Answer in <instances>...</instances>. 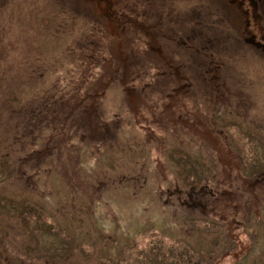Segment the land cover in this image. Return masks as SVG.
Returning <instances> with one entry per match:
<instances>
[{
    "label": "rangeland",
    "instance_id": "obj_1",
    "mask_svg": "<svg viewBox=\"0 0 264 264\" xmlns=\"http://www.w3.org/2000/svg\"><path fill=\"white\" fill-rule=\"evenodd\" d=\"M109 1L131 23L122 49L134 67L129 84L103 90L105 73L93 61L113 55L117 42L92 0L0 6V222L10 228L0 232V264H264V176L254 186L249 180L264 173V51L242 42L264 43L263 15L249 0H174L167 15L166 5L154 12L155 0ZM36 3L48 19L32 11ZM182 32L188 39L176 43ZM205 37L221 40L213 41L215 55L222 43L249 58L238 69L223 63L219 76L199 74L195 49ZM176 78L191 83L184 106L192 118L180 110L183 95L167 96ZM90 89L75 117L94 109L106 137L84 122L77 124L93 140L32 117L40 103L59 108L69 96L78 103ZM217 131L239 156V173ZM222 182L238 198L236 215L227 203L219 204L224 215L179 202L203 184L222 199Z\"/></svg>",
    "mask_w": 264,
    "mask_h": 264
},
{
    "label": "trees",
    "instance_id": "obj_2",
    "mask_svg": "<svg viewBox=\"0 0 264 264\" xmlns=\"http://www.w3.org/2000/svg\"><path fill=\"white\" fill-rule=\"evenodd\" d=\"M92 1L94 2V10L98 14L97 20H99L101 23L103 21L102 25H104L106 27L105 31H108V34H106L108 40L117 42L116 49L114 50L113 55H111V52H110L107 57H104V56L99 57L98 56V58L95 61H93V66L94 67L98 66L105 73L103 75V78L107 79V81L104 83H101V85L98 83V88L101 90H103L105 88L107 89V87L110 86V84H112L113 82L118 81V80H119L118 82L121 84H125V85L129 84V82L132 81L131 75H132V71H133L132 68L134 67L133 66L134 62L132 61L133 65H131V60L129 59V55H128L127 51L122 49V47L124 45L128 44V43L123 42V40L128 41L127 38H123V32L126 30L127 31L132 30L131 23H128L126 19H122L120 16H118L116 18L113 17L112 19H111V17H109L110 19L108 20L105 16L104 9L102 11H101V9L99 10V8H100L99 4L101 1L98 0L97 3L94 0H92ZM124 1L122 0L120 5H123ZM249 1H252L253 2L252 4L255 6V8L257 10H260V13L263 15V19H261L259 23H264V8L260 7V4L264 3V0H249ZM2 3H3V0H0V6L2 5ZM36 4L37 5L34 8H32V11L35 12L36 15H40V19L45 20L47 17H44L43 13H42V10L43 9L45 10L43 4L42 3L41 4L36 3ZM32 5H33V3H32ZM38 5L40 6V8ZM117 6L118 5L114 4L113 9H115ZM28 10H31V9H28ZM84 17L89 18V16L87 14H85ZM113 20H115L114 24H112ZM90 22L95 23L94 20L89 21V23ZM112 26L114 27V29L110 30V27H112ZM132 35H133V33H132ZM132 35H131V37H132ZM54 40H56V39H54ZM148 49L151 50L152 47L149 46ZM149 52H151V51H149ZM156 52H157L156 53L157 57H160V52H158V50H156ZM96 57H93V59ZM85 58H91V57H85ZM136 60H141V58H136ZM39 74L42 75L41 72ZM133 77H134V75H133ZM100 78H102V76ZM43 81H42V83H43ZM125 81H127V82H125ZM42 83H40V84H42ZM79 88H81V87H79ZM89 91H90V92H88L89 94H87L82 100L79 99L78 103H75L76 98H71L70 96L66 100L61 99L59 102V106H58L59 108L50 107L49 103H47L46 105L44 103H42V104L40 103V105L38 104L39 106L37 105V109L35 111V113L37 112V114H33L32 117L34 119H37L36 123L38 124V126H42L43 124H46V126L48 125L50 127L52 125L54 126V124L57 123V125L63 126V129H69L70 131L73 130V133H75V134H77L76 131H82L83 134L87 133L81 129L80 125L77 124V122H84L91 127L92 132L99 131L102 134L103 133V127L101 128L98 125H96V122H95V121H97L96 120V112H94L92 105H90V107L93 109V114L91 111H90L91 114H89L88 111H85L83 113L85 116V118H82L83 120L80 119V117H77V118L75 117V110H78V108L81 106V102H84V100L87 98L91 99L92 93H94V91H92V89H90ZM99 94H101V93H99ZM11 100L13 102L14 99H11ZM213 101H215V100H213ZM68 102L71 104V106L67 104ZM210 104H212V102H210V100H209L207 105H210ZM97 119H99V118L97 117ZM93 124L95 125V127H93ZM30 132L31 131H29L28 129L25 130L23 133V136H25V134L26 135L29 134ZM210 132H212V131L207 132V134H209ZM63 133H64V131H63ZM87 134L92 139V134L90 132H88ZM102 135L104 137H106L104 134H102ZM212 143L214 145V142H212ZM225 148H226L227 152H230L232 154V152L229 149H227V147H225ZM36 154H39V152H36ZM37 158H38V156H37ZM227 162H228V160H227ZM226 164H228L226 169H231L233 167V163H226ZM235 167L237 170L235 169L234 172L239 173L240 167H239L238 161H237V166H235ZM19 169H21V167ZM26 171H27L26 167H25V169L23 168V170H22L23 174ZM226 179H229V178L227 177ZM231 179H234V178L231 177ZM244 182L246 183L247 179H242V183H244ZM200 189H204V193H205V195L207 194V196H210L212 194L214 197L216 195L214 190L209 189V187L206 188L204 186L198 187L195 190L193 187H191L190 189H188V191L186 193L187 194L196 193V192H199ZM222 194H224V193H222ZM215 198H216V196H215ZM217 199L221 200L220 197H217ZM186 202H188L190 204V206H189L190 208H192L194 210L196 208H198L196 205H194V201H186ZM182 203L185 204V202H183V201H182ZM5 224H7L5 221L0 222V232L2 233V235L3 234L6 235L5 232H7V230L10 229L8 226H5Z\"/></svg>",
    "mask_w": 264,
    "mask_h": 264
},
{
    "label": "flooded vegetation",
    "instance_id": "obj_3",
    "mask_svg": "<svg viewBox=\"0 0 264 264\" xmlns=\"http://www.w3.org/2000/svg\"><path fill=\"white\" fill-rule=\"evenodd\" d=\"M94 1L96 3L98 2V0H94ZM100 1L102 3L101 11L104 9L105 16H106V18L108 20L110 19L109 17H111V19H112L113 17L116 18L118 16H120L122 19H125V15L117 11V7L115 9H113V4H110V1L109 0H100ZM173 1L174 0H167V1H164V3H161V0H155V5L153 6L154 12H156L158 14V10L160 9V6H162V5L165 6L166 5L165 6V9H166L165 10V13H166V15H167V13L170 14L171 13L170 11H172V9L171 8H168L167 6L170 5V4H172ZM116 5H118V2L116 3ZM218 7H219V4L216 2L214 4L215 10H219ZM114 21L115 20H113L112 24H114ZM174 26H176V23L175 24H172V23L169 24V27H171V28H173ZM212 27H214V26H212ZM192 29H194V28H192ZM196 32L195 33H196L197 40H198L202 33H201L200 30H198ZM186 35H187V33H183L182 32L180 34L181 37L176 40V43L185 42L186 39H188V37ZM188 36H189V34H188ZM192 36H194V34H192ZM151 39L153 40L152 37H151ZM214 40L216 42H220L221 41L220 39H212L211 37H205L204 40H200V41H203V42H201L199 44V46H198L199 49H195V51L197 52V55L195 56V58H196V65L195 66L200 71V72H198L199 74L202 72V73H208V74H218V76H219V73H222L221 69L224 68L223 65H222L223 63L226 64V65H228L227 63L230 62V66H233V67H235V68L238 69L241 66L240 64L244 63L246 61V59L249 58L248 55H246V56L245 55H241V56L236 55L234 52H231V51H229L226 48V44H222V43L216 48L217 55H215L213 52H211V49L214 47V43H213ZM204 41H206V43H204ZM242 42L244 44H246V45H252L254 47H257L258 50L260 48L261 51H264V46H263L264 43L256 42L251 37H248V36L242 37ZM157 50L159 52V49H157ZM248 53H251V52L248 51ZM262 57H264V53L262 54ZM222 59L224 60V62H220L219 61V60H222ZM173 69H174L173 70L174 73H178V70H177L178 67L175 66V67H173ZM234 73L236 74V72H234ZM187 84H191V83L185 82V81H182V80H180V82H179V79L176 78V80H175V86L171 89V92L167 96L169 98L173 99L174 96L183 95L184 98H183V101L181 102L182 103L181 104L182 107L180 106V110L184 108L186 110V114H184L186 116V118H187V116H189V118H192L194 116V115H192L193 113H190L189 110H187L186 107L184 106L185 105L184 101L185 100L187 101L188 99L190 100V97H191L190 91H189L190 86H187ZM183 89H184V91L183 92H180ZM195 93H197V92H195ZM195 93L192 95V98H191L192 103L194 102L193 97L196 96ZM214 100L215 101H219V100H216V99H214ZM194 106L196 107L195 102H194ZM195 119L197 121L196 122L194 121L192 123V125L190 126V129L192 131H194V132H197V126L196 125L197 124H200L199 122H202V121L199 120L198 117H196ZM182 121H183V118L181 119V122ZM209 131H212V132H210L208 135H210L211 133H213L214 132V129L212 127H207L206 130H205V132L207 133ZM217 132L218 133H217V136H215V140L216 141H219V138H223L224 139V144H225L224 146L227 147V149H229L232 152V155L235 154L230 149V144L225 140L226 139V136L222 132H219V131H217ZM214 145H215V147H217L216 146L217 143L216 144L214 143ZM236 158H237V161L239 162V166H240L239 156L236 155ZM263 176H264V173L262 175L258 176L255 179H249V180H252L251 181V185L254 186L255 184H259ZM232 180H234V179H232ZM223 182L225 183V181H223ZM223 182L221 184L223 185V188H224V192L225 193L223 192L224 194L222 195V199L221 200H218L217 198H215V196L213 197L212 194L206 198V195L204 193V189H200L199 192H196V193H192V194L185 193L186 194L185 195L186 196V199L183 200V202H185V204H183L182 201H179V202L182 205H184V207H186L187 209H189V210H191L193 212L202 213V214H209L214 209H220L224 213V215H226V212L227 211H226V209H224V206L223 207L222 206H219V204H221V203H227V205H229V207H231V209L234 212L236 210V208H235L236 207L235 200H237L238 198L236 196L234 197L232 194H229L228 193L227 189L224 187ZM229 182L232 183V181H230V179H229ZM241 184H242V182H241ZM232 185L234 186L235 183L234 184L232 183ZM201 186H204L206 188L209 187L208 185H205V184L200 185L199 187H201ZM193 188H194V190L196 189V187H193ZM211 189L214 190L213 188H211ZM220 191H222V190H220ZM186 201H194V205H196L198 208H196L195 210L192 209V208H190L189 207L190 204L188 202H186ZM236 212L237 211L234 212L235 215H236Z\"/></svg>",
    "mask_w": 264,
    "mask_h": 264
},
{
    "label": "bare ground",
    "instance_id": "obj_4",
    "mask_svg": "<svg viewBox=\"0 0 264 264\" xmlns=\"http://www.w3.org/2000/svg\"><path fill=\"white\" fill-rule=\"evenodd\" d=\"M3 216V214H0V217H2Z\"/></svg>",
    "mask_w": 264,
    "mask_h": 264
}]
</instances>
